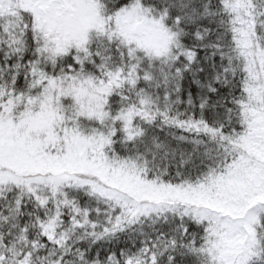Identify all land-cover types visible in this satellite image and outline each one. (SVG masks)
I'll list each match as a JSON object with an SVG mask.
<instances>
[{"label": "snow or ice", "instance_id": "obj_1", "mask_svg": "<svg viewBox=\"0 0 264 264\" xmlns=\"http://www.w3.org/2000/svg\"><path fill=\"white\" fill-rule=\"evenodd\" d=\"M0 264H264V0H0Z\"/></svg>", "mask_w": 264, "mask_h": 264}]
</instances>
